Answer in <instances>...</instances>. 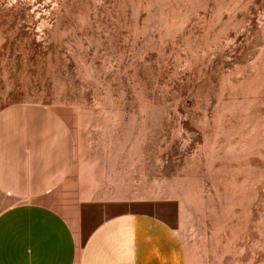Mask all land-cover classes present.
Instances as JSON below:
<instances>
[{
  "label": "rangeland",
  "instance_id": "1",
  "mask_svg": "<svg viewBox=\"0 0 264 264\" xmlns=\"http://www.w3.org/2000/svg\"><path fill=\"white\" fill-rule=\"evenodd\" d=\"M61 114L83 205H152L189 264H264V0H0V111Z\"/></svg>",
  "mask_w": 264,
  "mask_h": 264
},
{
  "label": "crops",
  "instance_id": "2",
  "mask_svg": "<svg viewBox=\"0 0 264 264\" xmlns=\"http://www.w3.org/2000/svg\"><path fill=\"white\" fill-rule=\"evenodd\" d=\"M75 135L54 109L0 111V264H189L152 205H83Z\"/></svg>",
  "mask_w": 264,
  "mask_h": 264
}]
</instances>
